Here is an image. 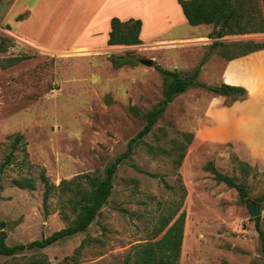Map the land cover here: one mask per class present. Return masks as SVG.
I'll use <instances>...</instances> for the list:
<instances>
[{
	"label": "rangeland",
	"instance_id": "obj_1",
	"mask_svg": "<svg viewBox=\"0 0 264 264\" xmlns=\"http://www.w3.org/2000/svg\"><path fill=\"white\" fill-rule=\"evenodd\" d=\"M35 1L24 0L17 7L16 0L0 3V35L13 41L7 43V52H0V164L11 152L14 136L24 137L0 190V220L7 224L10 246L41 240L69 224L61 214L65 198L58 190L52 192L46 215L42 170L56 186L83 173L103 176L145 126L143 115L163 99L164 81L157 65L176 71L182 68L191 75L208 59L227 63L212 50L215 41L264 43V34L215 39L210 37L213 25L178 23L179 36L207 30L209 38L178 50L117 48L111 55H126L137 63L116 69L109 61L111 50L81 46L102 45V37L95 42L84 38L63 49L83 24V17L73 14L57 22L55 12L64 7L51 6L48 14L49 3H45L32 23L29 17L17 20L23 5ZM16 34L33 40L39 48ZM22 57L26 59L11 62ZM145 59L154 60L155 66L142 64ZM235 62L244 66H233L232 73L239 75L229 78L246 85L244 99L233 102L225 93L203 88L179 95L152 132L135 144L133 156L120 165L109 203L90 228L35 254L51 264H125L135 247L162 238L185 212L179 264H264L256 230L259 219L264 231V66L257 70L264 65V50ZM260 74L263 82L258 85ZM244 75L251 78L244 80ZM200 81L210 86L216 83L205 77ZM225 113L229 120L224 123ZM210 163L245 185L248 196L244 201L236 189L217 183L206 170ZM148 173L160 175L173 189ZM25 177L34 180L33 189L16 186L15 181ZM252 204L259 206L261 216H251ZM169 217L173 221L157 236L162 221ZM84 241L85 248L76 254ZM11 263L12 258L0 256V264Z\"/></svg>",
	"mask_w": 264,
	"mask_h": 264
},
{
	"label": "trees",
	"instance_id": "obj_2",
	"mask_svg": "<svg viewBox=\"0 0 264 264\" xmlns=\"http://www.w3.org/2000/svg\"><path fill=\"white\" fill-rule=\"evenodd\" d=\"M183 14L190 26L213 25L215 31L210 37L223 39L226 36H243L250 34H264V0H178ZM24 16H19L17 20H22ZM227 23V28L222 29L221 25ZM143 23L139 19L122 21L119 18L111 20V31L109 34V46H140L142 45L141 32ZM219 28V29H218ZM218 29V30H217ZM8 37L0 35V52L8 51L7 43L12 44ZM212 50H217L218 54L227 62L239 58L247 57L251 54L264 50V43L254 41H239L225 43L215 41L211 45ZM25 57L13 59L11 62L18 63L25 60ZM109 61L116 69L129 65H136V61L126 55H111ZM203 65V63H202ZM157 71L164 81V95L161 102L150 112L143 115L146 121L143 129L132 139L127 150L109 165L103 176L96 172L83 173L70 180H62L56 186L52 185L47 177L45 169L41 172V181L44 184L43 208L46 215L50 214L49 201L53 191H60L61 197L65 198L62 204L61 214L69 224L54 232L49 237L36 240L29 244H18L10 246L7 243V224L0 220V256L12 258L11 264H51L44 256L38 255L42 250L50 248L67 238H71L80 233L86 232L100 215L101 210L109 203L113 194L117 171L125 161L130 159L134 153L135 144L148 136L154 129L157 122L163 117L169 105L181 94L190 88H203L210 92L220 93L225 90V96L231 97L233 102L244 99L247 89L244 87L230 86L223 84L221 89L207 86L199 81L201 67H198L193 74L184 75L176 70H169L156 66ZM137 112L136 107L131 108ZM24 142L22 135L14 136L11 152L0 164V190L2 188L3 175L6 170L13 165L14 154L20 149ZM184 154L181 155L178 164L181 165ZM206 170L211 172L214 179L219 184L236 189L242 201L248 196V191L242 183L235 178L219 172L213 163H210ZM154 178H161L164 185L173 189L160 175L148 173ZM16 186L23 189H33L35 186L32 178H21L15 181ZM186 192L185 188L183 189ZM1 201V196H0ZM71 212L69 214V212ZM71 215L74 216L71 219ZM173 221L172 217L162 221L161 228L157 231L160 236ZM185 229V212L172 224L164 236L155 242L137 246L133 249L125 262L129 264H179L181 256ZM256 230L262 242V252L264 255V231L260 220L256 221ZM87 243L84 241L76 250L80 254ZM31 252V256L24 253ZM21 256V258H20Z\"/></svg>",
	"mask_w": 264,
	"mask_h": 264
},
{
	"label": "crops",
	"instance_id": "obj_3",
	"mask_svg": "<svg viewBox=\"0 0 264 264\" xmlns=\"http://www.w3.org/2000/svg\"><path fill=\"white\" fill-rule=\"evenodd\" d=\"M23 1L24 0H16L15 7L20 6ZM45 3H49L47 7L48 14V8L51 6L65 8V10L55 12V14L59 15L57 19V22L59 23L63 21L59 19L60 17L68 18L71 16L69 14H73V16L75 17H83V24L76 33L77 35L74 34V37H72V42L63 49L72 46L78 41L80 42L84 38L92 39L95 42L97 41V39H100V37H102V45L95 42L94 44L81 45L82 48L99 47L106 49L108 52L109 50H111V55L116 52L115 49L117 48L129 47L108 45L109 34L111 31V20L113 18H119L122 21H128L131 19L141 20L143 23L141 32V39L143 43L140 46H143L146 50L157 51L155 49L162 50L163 48L178 50L177 47L192 45V43H198L196 42V40L198 39L209 38L207 30L202 31L201 35H177L176 28L178 26L176 27V25L178 23L181 25L189 24L183 14L178 0H36L32 4H24L22 10L23 13L18 14V17L26 14V16L24 17H26V19L29 17L28 20L30 23H32L35 18L38 17V13L43 9V5ZM205 26L209 28L212 25ZM16 35L35 48H39L36 46L38 44L33 40H30L25 36H21L18 34ZM42 49L55 50V48L52 46H42ZM152 58L156 61L158 59L155 56H152ZM235 61L236 60L224 64L222 61H219L217 59H208V61H206L201 67L199 81L202 77H205L208 80L216 81L215 86L212 87H216L218 83L222 82L223 84H227L230 86L244 87L247 89L246 85L243 82H234L232 77L229 78V76L231 75H239L238 73H232L233 66H244L236 63ZM263 66L264 65L259 66L257 70L262 71ZM177 70L182 72L184 75L188 73V71H185L182 68H179ZM250 78L251 77H247L246 75L242 77V79L244 80ZM253 78L255 77H252V79ZM200 82L204 83L202 81ZM262 82L263 79L261 76V80H259V82H256V84L259 85ZM206 85L210 86L208 84ZM216 105L217 101L213 103L212 106L214 107H210V111L213 112V109H216ZM223 116L222 122L225 123L229 120L227 118L228 114L225 113Z\"/></svg>",
	"mask_w": 264,
	"mask_h": 264
},
{
	"label": "water",
	"instance_id": "obj_4",
	"mask_svg": "<svg viewBox=\"0 0 264 264\" xmlns=\"http://www.w3.org/2000/svg\"><path fill=\"white\" fill-rule=\"evenodd\" d=\"M0 3H1V0H0ZM221 28L226 29L227 23L222 24ZM141 63L147 67H154L155 66L154 60L145 59V60H141ZM224 93H225V90L221 89V94L224 95ZM249 210H250V214L252 217L257 218V217L261 216V211H260V208L258 205H256V204L250 205Z\"/></svg>",
	"mask_w": 264,
	"mask_h": 264
}]
</instances>
